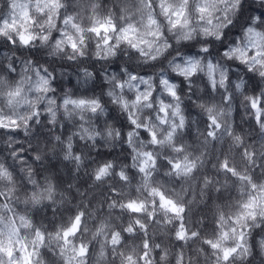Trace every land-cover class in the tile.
Here are the masks:
<instances>
[{"label":"clouds","instance_id":"1","mask_svg":"<svg viewBox=\"0 0 264 264\" xmlns=\"http://www.w3.org/2000/svg\"><path fill=\"white\" fill-rule=\"evenodd\" d=\"M0 264H264V0H0Z\"/></svg>","mask_w":264,"mask_h":264},{"label":"snow or ice","instance_id":"2","mask_svg":"<svg viewBox=\"0 0 264 264\" xmlns=\"http://www.w3.org/2000/svg\"><path fill=\"white\" fill-rule=\"evenodd\" d=\"M9 255H11V252H9ZM227 255H228V252L226 250V252H225V258H227Z\"/></svg>","mask_w":264,"mask_h":264}]
</instances>
